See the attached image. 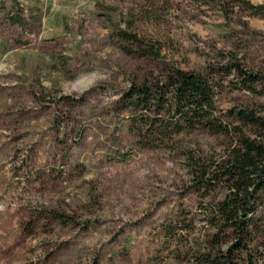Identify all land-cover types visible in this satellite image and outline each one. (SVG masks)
<instances>
[{"label":"rangeland","instance_id":"1","mask_svg":"<svg viewBox=\"0 0 264 264\" xmlns=\"http://www.w3.org/2000/svg\"><path fill=\"white\" fill-rule=\"evenodd\" d=\"M233 63L264 76V0H0V264H199L213 197L193 165L233 139L196 128L152 149L121 98ZM218 78L221 110L264 119V85Z\"/></svg>","mask_w":264,"mask_h":264},{"label":"trees","instance_id":"2","mask_svg":"<svg viewBox=\"0 0 264 264\" xmlns=\"http://www.w3.org/2000/svg\"><path fill=\"white\" fill-rule=\"evenodd\" d=\"M122 36L140 48L134 35L123 32ZM143 54L153 56V49ZM219 74L232 76V81L249 93L264 85V76L237 63L206 74L173 70L164 84L131 86L121 98L122 108L132 118L136 116L132 126L138 143L148 142L152 149L196 128L233 139L225 159L193 165L197 192L202 198L213 197L204 212L211 234L205 241L206 253H200L198 262L255 264L259 255L256 247L264 242V226L258 217L264 205V119L253 111L221 110L215 99L221 89ZM221 192V199L215 200Z\"/></svg>","mask_w":264,"mask_h":264}]
</instances>
